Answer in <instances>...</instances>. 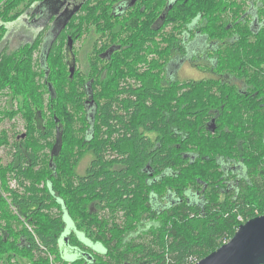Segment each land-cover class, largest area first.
<instances>
[{
    "label": "trees",
    "instance_id": "1",
    "mask_svg": "<svg viewBox=\"0 0 264 264\" xmlns=\"http://www.w3.org/2000/svg\"><path fill=\"white\" fill-rule=\"evenodd\" d=\"M35 1L0 0V41L11 25L21 29L19 16ZM246 5L180 0L169 12V56L187 53L181 35L198 19L194 29L211 41L223 39L214 63L210 53L203 56V69L237 79L246 72V106L237 82H228L223 93L229 100L221 108L209 77L164 84L166 73L154 72L150 87L135 72L70 76L65 64L52 72L60 40L42 48L38 37H30L11 53L0 52V95L11 93L10 107H0V123L19 115L25 124L24 131L14 122L0 129V149L6 148L9 159L0 158V264H192L228 241L241 223L264 214V107L258 105L264 100V29L251 33L242 17ZM35 47H41L37 72L30 56ZM189 61L197 66L194 54ZM88 82L101 96L94 135L87 141L67 138L74 120L64 125L58 108L68 99L83 113ZM213 106L223 117L217 136L206 129ZM54 117L62 146L51 157ZM215 154L244 161L245 177L236 188L225 186ZM84 157L86 167L77 172ZM189 187L199 200L176 199L161 211L150 201L152 192L178 197ZM63 233L80 256L68 260L56 250ZM48 251L56 252V263Z\"/></svg>",
    "mask_w": 264,
    "mask_h": 264
},
{
    "label": "flooded vegetation",
    "instance_id": "2",
    "mask_svg": "<svg viewBox=\"0 0 264 264\" xmlns=\"http://www.w3.org/2000/svg\"><path fill=\"white\" fill-rule=\"evenodd\" d=\"M178 1L180 2V0H46L45 2L37 0L19 16L18 20L19 26L24 31L29 30L28 36L25 33L22 35L25 38L38 37L41 40L42 48L47 46V41L51 44L53 41L60 40L66 57L65 67L68 72L73 69V74L82 72L78 70L76 44L85 35L90 46V68L86 76L91 73L94 75L99 73V76L103 77L105 72H135L140 75L144 74L151 87L154 84V72L166 73L162 78L164 84L169 83L170 78L180 81L192 79L179 76L183 66L189 64L201 74L194 80L212 78L214 81L213 95L216 103L223 101L221 108L225 105V99L229 100V97H224L223 93L228 82H237V90L243 92L246 106V72H243L242 79H237L230 77L229 74H223L217 69H212L211 72L208 71L209 69H203V66L208 62V59H204L203 56L210 53L209 62L210 64L214 63L220 46L223 44V39L211 41L206 34L194 29L198 24V19L191 25L192 28L187 33L184 32L181 35L182 40L185 41L187 53L184 55L175 54L174 57L169 56V33L171 30L169 12ZM246 4V10L242 17L247 18L251 33L257 34L264 29V12L262 14L260 12V8L264 7V0H246ZM228 27L230 26L228 25ZM231 38L233 37H228V39ZM161 51L165 53V56L159 55ZM193 54L197 56V66L192 65L189 61ZM154 62L160 64L159 69L153 68ZM125 82L130 83L133 87L139 86V82L135 79L128 78ZM88 84L89 82L84 91L83 119L81 118L79 122L73 124V132L76 134L74 139L84 141L94 135L92 128L99 110L96 92H91V85ZM222 86L223 88H221ZM258 105L264 107V100L261 99ZM222 119V111L213 106V114L206 122V129L217 136L221 132ZM57 127H60L59 122L54 120L53 144ZM147 135L154 138L151 132ZM215 159L218 164L217 169L224 172L222 179L225 186L229 189L236 188L239 180L245 177L244 161L242 162L239 158L236 160L232 157L226 158L222 154H215ZM197 192L193 187L185 189L178 197L170 193L160 196L152 192L150 201L154 204L155 210L161 211L166 207V204L176 199L178 202L199 200L201 195ZM221 192L231 193L232 191L224 192L222 190ZM26 226L32 231L29 225ZM59 243L60 240L56 249L58 251H60ZM48 255L51 262L56 261V252L48 251Z\"/></svg>",
    "mask_w": 264,
    "mask_h": 264
},
{
    "label": "rangeland",
    "instance_id": "3",
    "mask_svg": "<svg viewBox=\"0 0 264 264\" xmlns=\"http://www.w3.org/2000/svg\"><path fill=\"white\" fill-rule=\"evenodd\" d=\"M18 26V25H17ZM17 26H10L8 33H6L2 40L0 41V52L2 50H5L7 53H11L13 50L19 48L21 46L22 43L30 41V37H24L22 35V33L27 34L28 36V31L25 32L23 28H19ZM2 33V32H1ZM89 44L87 42L86 36L84 35L83 37H81L77 44H76V59L78 61V70L82 71L80 72V74H84V76H86V74L88 73V69L90 68L89 65ZM36 48V47H35ZM32 49V51L30 52V56H31V60H32V66H33V71L37 72L36 70V65L38 64V57H39V48L38 50L36 49ZM63 52V47L61 48V50L59 52ZM61 52V56L60 53L56 52L54 54H52L51 56V70L52 72H58L59 68H64V64L66 61V57L64 55V52ZM37 61V63L35 64V62ZM65 72H68L67 67L65 68ZM69 73V72H68ZM178 74V72H177ZM200 72L198 73L197 70L193 69L189 64H186L183 66V68L180 70L179 72V76L182 78H192V79H197L201 76ZM80 78V77H79ZM82 78V77H81ZM80 78V79H81ZM67 89V86H66ZM65 89V90H66ZM67 91V90H66ZM8 93H10V91L8 89H5L3 91V93L0 95V107L1 108H8L9 106V96ZM70 93L71 92H67ZM66 94V93H65ZM47 95V94H46ZM98 102L101 101V96H99L96 99ZM15 102H13L14 104ZM62 104L64 105V109L58 108L59 113L61 112L62 116H63V124H67V122H71L73 121L74 123L79 122L81 117H83V113L79 111V108H76V106H74L71 101H69L68 99H66L64 102H62ZM15 107V106H14ZM51 116V115H50ZM14 122L16 125V129L19 131H24V121L22 120V118L19 115L14 116V118L10 119H3L2 122L0 123V129L4 128V129H9L11 126V123ZM61 126V124H59ZM75 135L73 131H69V134L67 135V138H70V136H74ZM66 137V135H65ZM65 156L67 157V153H65ZM8 154H7V150L5 147H2L0 149V158L2 160V163H6L9 159L7 158ZM88 157H84L80 163L77 166L76 171L77 172H83L84 168L86 167V162H87ZM44 181H47L48 178H45V176L43 177ZM4 194V193H3ZM55 211V210H53ZM245 218V217H243ZM243 218H240L239 220L241 221ZM68 244V243H67ZM97 247L99 250H103V247L97 243ZM65 259H72L74 258L73 254H66L64 256Z\"/></svg>",
    "mask_w": 264,
    "mask_h": 264
},
{
    "label": "water",
    "instance_id": "4",
    "mask_svg": "<svg viewBox=\"0 0 264 264\" xmlns=\"http://www.w3.org/2000/svg\"><path fill=\"white\" fill-rule=\"evenodd\" d=\"M72 71L73 69H71L70 76L73 75ZM49 89H51L50 85ZM54 118L58 122V118ZM61 146L62 132L60 127H57L50 156L57 155ZM59 245L62 257L66 254L80 256L76 249L70 248L67 244L66 233H63ZM194 264H264V214L249 218L241 223L228 241Z\"/></svg>",
    "mask_w": 264,
    "mask_h": 264
},
{
    "label": "built area",
    "instance_id": "5",
    "mask_svg": "<svg viewBox=\"0 0 264 264\" xmlns=\"http://www.w3.org/2000/svg\"><path fill=\"white\" fill-rule=\"evenodd\" d=\"M197 261H198V260H197ZM197 261H194L192 264L196 263ZM186 264H188V263H186Z\"/></svg>",
    "mask_w": 264,
    "mask_h": 264
}]
</instances>
